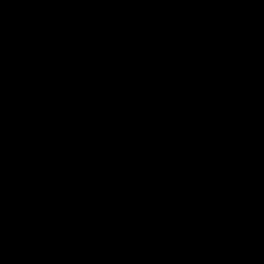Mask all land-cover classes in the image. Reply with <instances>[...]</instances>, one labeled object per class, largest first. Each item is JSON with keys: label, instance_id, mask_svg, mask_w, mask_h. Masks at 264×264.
Listing matches in <instances>:
<instances>
[{"label": "water", "instance_id": "water-1", "mask_svg": "<svg viewBox=\"0 0 264 264\" xmlns=\"http://www.w3.org/2000/svg\"><path fill=\"white\" fill-rule=\"evenodd\" d=\"M0 264H264V0H0Z\"/></svg>", "mask_w": 264, "mask_h": 264}]
</instances>
